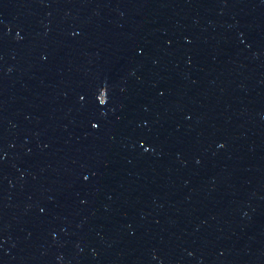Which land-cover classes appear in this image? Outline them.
Listing matches in <instances>:
<instances>
[{"label":"water","instance_id":"water-1","mask_svg":"<svg viewBox=\"0 0 264 264\" xmlns=\"http://www.w3.org/2000/svg\"><path fill=\"white\" fill-rule=\"evenodd\" d=\"M0 264H264V0H0Z\"/></svg>","mask_w":264,"mask_h":264}]
</instances>
